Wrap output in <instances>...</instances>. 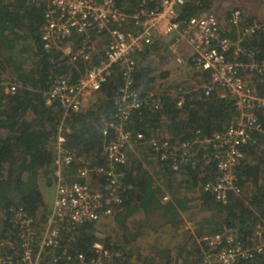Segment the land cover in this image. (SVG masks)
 <instances>
[{
  "label": "trees",
  "instance_id": "16d2710c",
  "mask_svg": "<svg viewBox=\"0 0 264 264\" xmlns=\"http://www.w3.org/2000/svg\"><path fill=\"white\" fill-rule=\"evenodd\" d=\"M114 2L128 16L140 5L152 3ZM213 3L214 0H184L177 20L184 26L199 11H212ZM47 4V0H0V257H17L21 253L19 213L38 233L45 225L53 201L49 192H55L57 181L54 161L58 136L63 137L60 151L73 156L63 170L65 179L84 182L78 172L87 168L94 187L105 180L96 168L108 166L105 151L115 137L109 124L116 121L115 100L123 85L118 65L87 106L65 112L46 103L45 93L55 78L65 76L75 82L86 67L84 62L69 63L60 52L44 49L41 27ZM255 9L234 4L218 20L221 37L233 43L225 56L237 58L245 66L264 65V17H258ZM234 10L240 11L237 24L231 21ZM252 25H257L254 31L244 33ZM103 34L99 37L103 38ZM176 36L174 33L160 39ZM103 44L104 41L97 46L102 49ZM235 47L239 48L237 56L233 53ZM155 49L157 44H150L135 57L132 88L140 97L149 93L160 97L161 106L152 108L144 103L130 110L127 126L142 133L145 140H167L173 145L190 142L191 154L171 169L170 159L160 160L149 150L157 160V172L152 174L129 152L126 163L118 166L123 172L120 203L98 220L59 226L57 243L43 249L41 264H77L78 254H83L85 260L97 258L95 243L103 247V264H201L203 235L226 227L243 244L264 237L259 231L264 224V105L254 110L259 129L242 146L243 157L235 167L240 191H230L225 202L217 201L203 190V184L216 176L213 151L198 140L238 121L236 100L221 87L205 94L203 87L209 83L210 74L190 58L184 64L194 70L190 81L161 83L168 72L157 74L143 62V57ZM245 66L240 70L242 77L263 94L264 68L258 71ZM156 82L161 84L156 87ZM11 85L15 86L14 92L8 90ZM186 219L190 231H184ZM104 226L105 235L100 237ZM149 234L154 239L149 248H144ZM235 264H264V258L259 255Z\"/></svg>",
  "mask_w": 264,
  "mask_h": 264
},
{
  "label": "built area",
  "instance_id": "2783aa9c",
  "mask_svg": "<svg viewBox=\"0 0 264 264\" xmlns=\"http://www.w3.org/2000/svg\"><path fill=\"white\" fill-rule=\"evenodd\" d=\"M147 1L152 2L151 6L140 5L133 15L128 16L116 6L114 0H47L45 21L41 27L44 49L56 50L69 63L80 61L86 67L75 82L65 76L55 78L45 93L46 103L55 104L65 112L80 108L86 99L98 93L102 83L113 72L114 66L118 65L123 85L115 100L116 121L109 124L114 129L115 137L108 143L105 151L108 166L96 168L105 180L102 185L94 187L87 168L78 172L84 182L65 179L63 170L71 164L73 156L60 151L63 137L58 136V152L54 161L57 181L45 225L38 233L35 227L29 226L30 220L21 217L22 213H19L21 253L17 257H0V264H41L43 249L57 243L59 226L66 224L73 227L108 216L113 210L112 206L121 201L123 172L118 166L124 165L128 153L142 143L147 144L160 160L170 159L171 169H176L191 154L190 142L173 145L167 140H145L142 133L127 126L130 110L139 108L144 103L152 108L161 106L160 97L153 93L140 97L132 88V74L136 70L135 57L159 34L167 36L176 33V39L189 47L188 54L177 51L174 45L170 46L177 63H185L190 58L198 68L209 72L210 81L203 87L205 94L214 87H221L235 98L238 121L225 130L214 132L210 137L206 136L198 141L213 151L216 163V176L203 184V190L221 202L226 201L230 191L239 193L235 167L243 157L242 146L250 141L252 132L259 129L254 110L264 105V93L261 94L255 85L242 77L240 70L245 66L242 62L225 56L233 43L229 38L221 37L218 18L211 10L199 11L181 26L177 17L184 0ZM239 19L240 11L234 10L231 21L237 24ZM256 26L245 28L244 33L254 31ZM100 33H104L102 49L91 40L92 34ZM238 52L239 48L235 47L234 55L237 56ZM245 67L260 71L264 65L253 63ZM8 90L14 92L15 86L11 85ZM209 160L210 158L207 159ZM259 231L264 233V224ZM260 233L256 232L257 235ZM200 241L205 246L201 264H235L240 259H254L259 255L264 258V237L252 244H243L238 241L233 230L224 227L217 233L203 235ZM94 247L99 256L85 260L83 254H78L77 264H103L102 245L95 243Z\"/></svg>",
  "mask_w": 264,
  "mask_h": 264
},
{
  "label": "rangeland",
  "instance_id": "374dc122",
  "mask_svg": "<svg viewBox=\"0 0 264 264\" xmlns=\"http://www.w3.org/2000/svg\"><path fill=\"white\" fill-rule=\"evenodd\" d=\"M236 4L237 6H248L250 9L256 8L257 12H261V9H263L264 5L263 2L260 0H214L212 11H214L218 17V20H221L225 14L226 8L233 6ZM220 22V21H219ZM165 38L162 34L156 35L153 39V41L150 44L156 43L157 49L154 51H150L149 54L145 55L143 57V62L149 65L157 74L162 71H167L168 76L165 79L160 80L161 83H164L166 85H172V84H182L184 81H190V79L194 76V70L190 66L184 67L185 63H177L174 60V55L170 51V46L174 45L175 49L177 51L187 52L190 53L189 47L180 40H177L176 37H173L172 39H160ZM92 43H94L96 46L103 42V38L99 37L98 34L91 35ZM149 44V45H150ZM160 83V84H161ZM159 82H156L155 86L158 87ZM155 87V88H156ZM96 98V95L92 98L86 99L81 107L87 106L90 102H92ZM146 144H143V146H140L136 148L132 153L133 155L141 160V163L143 167L150 171L152 174L156 173L157 169V160L153 157L151 152L149 151V146H144ZM156 176V175H155ZM54 189L50 190L49 196L50 199L53 198ZM188 220H185V226L184 231H190L191 227L189 225ZM107 226L102 227L101 232H99L100 237H104L105 235V228ZM169 236V235H168ZM154 239V236L152 234H149L146 236V242L144 248H149L150 243ZM148 241V242H147ZM148 253V252H146Z\"/></svg>",
  "mask_w": 264,
  "mask_h": 264
},
{
  "label": "crops",
  "instance_id": "0c3cea01",
  "mask_svg": "<svg viewBox=\"0 0 264 264\" xmlns=\"http://www.w3.org/2000/svg\"><path fill=\"white\" fill-rule=\"evenodd\" d=\"M258 17H260V18L264 17V13L263 12H259L258 13Z\"/></svg>",
  "mask_w": 264,
  "mask_h": 264
}]
</instances>
